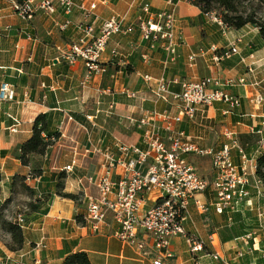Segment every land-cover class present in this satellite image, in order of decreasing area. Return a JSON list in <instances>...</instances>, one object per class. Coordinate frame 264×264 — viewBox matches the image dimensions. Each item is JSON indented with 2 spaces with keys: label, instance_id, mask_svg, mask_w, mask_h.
Masks as SVG:
<instances>
[{
  "label": "crops",
  "instance_id": "crops-1",
  "mask_svg": "<svg viewBox=\"0 0 264 264\" xmlns=\"http://www.w3.org/2000/svg\"><path fill=\"white\" fill-rule=\"evenodd\" d=\"M77 1L86 7L94 5L92 13L97 23L104 18L120 16L124 27L134 23L141 5H149L154 12L169 6L168 0ZM174 1L177 32L183 42L177 48L178 56L173 62L167 61L160 49H148L138 30H134L111 36L101 55L106 72L86 79L83 62L70 63L65 57L70 45L78 39L76 27L85 22L79 9L68 14L60 8L52 14L37 11L27 21L13 10V3L17 0H0V83L12 84L14 89L12 100L0 101V150L5 151L0 155V206L10 198L5 204L6 217L10 219L15 211H22L26 220L21 228L23 244L20 249L11 251L5 244L0 245L1 264H16L18 261L21 264H61L62 253L76 251L88 254L91 264H153L157 257L154 251L142 253L113 235L117 224L111 217L97 232L89 228L84 218L87 197L98 194L89 179L99 173L104 151L109 149L116 153V143L139 144V132L130 119L140 117L146 110L162 111L170 105L163 101L154 102V81L146 82L143 75L166 80L206 76L223 80L244 76L246 84L230 89L242 100L241 114L223 115V104L215 103L205 109L206 119L200 120L198 116L193 122L185 119L177 124V128L184 131L190 142L217 148L223 142L222 127L227 126L237 136L247 139L242 145L248 153L257 148V136L250 133V127L257 124L264 113V107L254 103L257 94L264 95V40L257 32L256 48L245 40L241 43L243 55L253 53L251 60L255 63L251 73L236 56L214 64L209 53H205L198 55L193 66H189L187 56L191 51L207 49L211 44L223 47L221 35L216 25L205 21L198 7L187 0ZM65 21L68 26L62 29L60 25ZM114 51L120 56L112 57ZM144 54L148 55L147 59L143 58ZM122 88L133 90L136 98L125 97ZM170 110L174 111L173 107ZM39 113L47 114L50 126L58 128L60 136L44 155H33L28 165H22L16 156V148L30 137L33 120ZM9 114L18 119L15 131L9 129L14 123ZM233 153L234 161H237L236 153ZM193 157L200 158V161L208 159L207 174L198 172ZM188 159L199 174L206 178L212 176L208 157L189 154ZM68 165L71 169L64 170ZM36 167L41 169V176L31 177L25 183L32 191L39 188L48 193L49 200L45 205L29 209L25 206L30 200L27 191L19 188L10 191L6 182L15 174L26 176ZM60 172L66 175L61 179L62 190L75 194L76 199L56 194L54 182ZM212 196L209 190L198 195L203 202H209ZM44 206L46 211L42 212ZM232 213L240 214L235 225L241 224L246 231L244 234L251 233L250 238H239L244 235L242 233L223 241L219 230L224 223L223 216L212 209L202 214L190 205L189 218L183 225L185 234L171 237L169 249L172 256L164 258V262L193 264L194 257H198L202 264H216L210 253L217 251L231 264H262L260 248L264 246V216L259 218L258 214L264 213V199L252 194L249 201H242ZM230 214L225 213L227 221H230ZM210 235L215 236L212 245ZM190 236L204 242L201 251H190L187 242ZM37 243L42 246L35 247ZM237 252L242 255L239 257Z\"/></svg>",
  "mask_w": 264,
  "mask_h": 264
},
{
  "label": "built area",
  "instance_id": "built-area-1",
  "mask_svg": "<svg viewBox=\"0 0 264 264\" xmlns=\"http://www.w3.org/2000/svg\"><path fill=\"white\" fill-rule=\"evenodd\" d=\"M168 4V8L155 12L147 4L141 5L134 23L126 27L120 16L104 18L97 23L92 13L94 5L86 7L77 0H23L14 2L13 10L22 19L29 21L37 11L52 14L60 8L68 14L73 9H79L85 22L76 27L78 39L70 45L65 57L70 63L81 60L87 71L85 78L91 79L107 70L101 64V55L111 36L134 30H138L148 49H160L167 61L173 62L183 39L177 32L175 1L168 0ZM202 15L207 23L216 25L225 44L223 47L211 44L207 49L191 51L187 56L188 65L193 66L196 57L205 53H209L214 64L236 56L247 72L251 73L255 63L251 60L253 53H241V37L230 35L231 30L219 12L209 11ZM66 26L68 21L60 25L62 29ZM118 56L120 54L117 52L112 53V57ZM147 56L144 54L143 58L147 59ZM143 80L154 81V102L163 101L170 105L162 111L155 108L146 110L140 117L130 119V123L139 132V144L116 143V153L109 149L104 151L99 173L89 179L98 194L87 197L84 218L89 228L97 232L111 217L117 224L113 232L115 237L133 245L142 253L154 251L157 257L153 259V264H167L163 259L172 256L170 239L185 234L183 225L189 218L190 205H194L202 214L210 209L218 214H230L237 211L242 201H249L252 194L258 199H264V185L255 175V157L259 149L264 148V113L260 121L250 127V133L257 136L258 146L253 152L248 153L237 133L227 126L222 127L223 142L219 147H203L190 142L184 131L177 128V124L185 119L193 122L197 116L200 120L206 119L205 109L215 103L223 104V115L241 114L242 100L230 89L246 84V78L227 77L221 80L217 76H206L166 80L164 77L152 79L148 74L143 75ZM121 93L127 98H136V93L128 88H122ZM13 97L12 84L1 82L0 101H9ZM254 103L264 107V95L257 94ZM8 117L14 122L9 129L15 131L18 119L10 114ZM87 118L91 119V116ZM233 152L236 153L237 161H234ZM189 154L209 158L212 170L210 178L197 172L188 159ZM70 169L71 165L64 167L66 171ZM27 180L30 178L27 177ZM208 190L213 196L209 202H203L198 195ZM262 216L264 213L258 214L259 218ZM10 219L24 226L22 211H15ZM250 237L251 233H247L239 238ZM214 241L215 236L210 235L209 243L212 245ZM187 242L192 253L204 247L200 238L190 236ZM41 246V243L35 244L37 248ZM260 254L264 260V246H261ZM210 255L216 264H231L217 251ZM237 255L240 257L242 252H237ZM194 258L193 264H202L200 258ZM16 264L21 263L18 261Z\"/></svg>",
  "mask_w": 264,
  "mask_h": 264
},
{
  "label": "trees",
  "instance_id": "trees-1",
  "mask_svg": "<svg viewBox=\"0 0 264 264\" xmlns=\"http://www.w3.org/2000/svg\"><path fill=\"white\" fill-rule=\"evenodd\" d=\"M23 0H17V2H21ZM190 4L199 8L200 13L203 14L209 11H217L221 14L222 20L228 26L234 29H240L248 23H252V26L258 28L259 37L264 40V22L257 23L253 21V17H242V16H228L227 13H221L219 10L215 8L224 7L227 11L235 10L233 5V0H187ZM252 52V51H250ZM46 113H39L33 120L31 135L24 142L20 143L16 148V156L19 160H21V164L28 165L30 162V157L33 155H44L49 147L58 139L60 136V132L58 128H53L50 126V122L47 118ZM243 138V137H242ZM5 151L0 150V155H4ZM256 166H255V175L260 180L261 184L264 185V148H260L259 152L255 157ZM35 176H41V169L39 167L34 168L30 171L26 176L15 174L11 178H8L6 184H9L10 191L13 189L19 188L21 190L27 191L30 195V200L25 204L26 208L34 209L42 204H46L49 200V194L45 191H42L38 188L37 191L31 190V188L26 185V178H31ZM64 172H60L57 174V179L54 182V188L56 190V194L76 199V195L68 192H64L62 190L63 184L61 179L66 178ZM0 175V182H1ZM10 181V182H9ZM1 187V183H0ZM13 188V189H12ZM10 201V198L6 199V201L0 206V230L9 236L8 241L5 243V247L11 251L18 250L22 247L23 244V236H22V226L16 222H13L11 219H8L5 215V204ZM42 212L46 211V206L41 209ZM224 223L222 225L220 236L221 239L228 240L233 236L244 234L246 231L244 230L241 224L235 225V222L238 220L240 214L232 213L230 214V221H227V216L225 213H222ZM26 220L24 219V224ZM62 253V252H61ZM63 256L61 264H91L88 254L84 251H76L72 253H68Z\"/></svg>",
  "mask_w": 264,
  "mask_h": 264
},
{
  "label": "rangeland",
  "instance_id": "rangeland-1",
  "mask_svg": "<svg viewBox=\"0 0 264 264\" xmlns=\"http://www.w3.org/2000/svg\"><path fill=\"white\" fill-rule=\"evenodd\" d=\"M233 1H234L233 5H234L235 10L227 11L226 8L224 7L215 8V9L219 10L222 14L224 12L227 13L228 16L237 15V16H242L243 18L251 16L253 17L252 18L253 21H256L257 23L264 22V0H233ZM229 28L231 30L230 35L234 37H241V42L239 44V47L240 46L243 47L242 46L243 44L241 45V43H244L246 41L247 44L251 45V47L256 48L257 41L255 39L257 38L256 35H258L256 34L258 32V28L255 26H252V23H248L240 29H234L230 26ZM220 39H221V44L224 45L225 42L221 36H220ZM242 39H243V42H242ZM221 124L222 123H220V125L217 126L218 131L220 130ZM237 137L239 141L241 142V144L247 141V139L242 138L240 135H238ZM193 160L197 167L198 172L207 174L208 159L206 158L200 161V158L193 157ZM207 177H209V175H207ZM221 228L219 229L220 231H221ZM7 240L8 239H7L6 234L0 230V245H4L7 242Z\"/></svg>",
  "mask_w": 264,
  "mask_h": 264
}]
</instances>
